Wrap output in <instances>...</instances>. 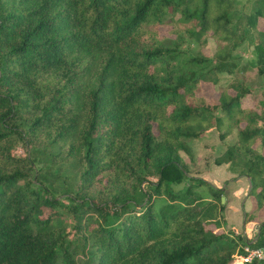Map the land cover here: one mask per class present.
I'll return each instance as SVG.
<instances>
[{
  "label": "trees",
  "instance_id": "16d2710c",
  "mask_svg": "<svg viewBox=\"0 0 264 264\" xmlns=\"http://www.w3.org/2000/svg\"><path fill=\"white\" fill-rule=\"evenodd\" d=\"M231 5L0 0V264H232L264 245V99L256 111L240 104L244 86L213 102L201 93L231 69L245 26L264 75V0L238 26ZM170 23L174 38L160 30ZM185 36L212 38L214 61L183 55ZM212 121L222 140L236 131L213 163L249 179L251 238L223 231L224 188L182 155Z\"/></svg>",
  "mask_w": 264,
  "mask_h": 264
},
{
  "label": "rangeland",
  "instance_id": "374dc122",
  "mask_svg": "<svg viewBox=\"0 0 264 264\" xmlns=\"http://www.w3.org/2000/svg\"><path fill=\"white\" fill-rule=\"evenodd\" d=\"M228 1L232 4L229 9V19L234 26H238L241 22H243L245 16L251 13L253 0ZM244 29L248 31L247 35H245V40L234 48L231 55L232 57L228 60L229 67L231 69L217 74L216 77L218 81L215 85L211 82H202L201 93L209 102H213L214 100H217L218 94L220 93L219 90L228 84L236 86V89H228V92L231 95H235V93L244 86L247 89V93L242 98L240 104L245 108H253L258 111L260 105L259 102L264 99V75H260L257 69L252 66V63H255L256 61V57L254 55L255 53H253L254 45L256 44V32L251 28V26H245ZM160 30L166 37L174 38L177 33V25L171 23L163 25L160 27ZM180 48L183 55L187 57L203 53L205 56L210 57L211 60L214 61L213 56L215 54L216 44L212 38H208L205 41H196L193 38H190V36H185V40L181 43ZM215 113L216 115H220L219 110H216ZM221 131H224V129ZM220 133L221 132L215 127L214 121H212V124L206 129L204 136L188 142L191 158L184 153H182V155L188 162L191 174L204 172L205 176L201 177L205 179L213 175L214 178L218 180L219 184L223 185L224 181H226L223 169L220 165H215L211 162L213 161V158H215L214 156L220 154L228 144L235 142L236 131L233 130L225 140L221 139ZM257 149L264 152V146L259 145ZM12 153L14 155L24 156L26 154V150L20 142H16L12 146ZM208 168L210 169L207 170ZM198 169L200 170L198 171ZM67 175L70 176L69 172H66V178H68ZM178 187L181 186H176L175 188ZM239 188H242V190L245 189L239 185H231L225 189L227 190V194L234 195ZM198 191H201L207 199L210 198V194L205 186L200 187ZM223 203H225V199ZM63 222L66 231L68 234H71L72 221L70 217L65 215L63 217ZM254 228L255 227H253V229ZM223 231L230 234L235 239L242 234V231L235 233L233 230L227 229L226 227Z\"/></svg>",
  "mask_w": 264,
  "mask_h": 264
},
{
  "label": "crops",
  "instance_id": "0c3cea01",
  "mask_svg": "<svg viewBox=\"0 0 264 264\" xmlns=\"http://www.w3.org/2000/svg\"><path fill=\"white\" fill-rule=\"evenodd\" d=\"M211 163L214 164L213 161ZM220 167L223 169V173L226 176V181H228L227 184L225 183L226 181H224L223 185L222 184L220 185L218 180H216L213 175L210 176L211 178L209 177L207 179L210 183L214 184L215 186L219 188H224L223 196L225 199V208H224L225 224L222 227V229L224 230L226 227L227 229L233 230V232L235 233L242 231L241 236L251 238L253 236V231L255 229V228L253 229L254 223L250 222L248 224H244V216H243L244 212L253 211L256 207L254 198L248 196V191L250 189L249 181L247 177L236 178V175L227 169V164H221ZM209 169L210 168H208L207 170ZM199 170L200 169H198V171ZM197 175L205 176L204 172H200V173L198 172ZM231 185H239L245 189L242 190V188H239V190H237L234 195H230L227 194L226 189Z\"/></svg>",
  "mask_w": 264,
  "mask_h": 264
},
{
  "label": "built area",
  "instance_id": "2783aa9c",
  "mask_svg": "<svg viewBox=\"0 0 264 264\" xmlns=\"http://www.w3.org/2000/svg\"><path fill=\"white\" fill-rule=\"evenodd\" d=\"M232 264H253L256 261L264 262V245L253 247L245 244L241 252L232 255Z\"/></svg>",
  "mask_w": 264,
  "mask_h": 264
},
{
  "label": "water",
  "instance_id": "95a60500",
  "mask_svg": "<svg viewBox=\"0 0 264 264\" xmlns=\"http://www.w3.org/2000/svg\"><path fill=\"white\" fill-rule=\"evenodd\" d=\"M248 179V178H247ZM249 181V179H248ZM249 186H250V182H249ZM221 202L223 203L224 202V196L221 197Z\"/></svg>",
  "mask_w": 264,
  "mask_h": 264
}]
</instances>
